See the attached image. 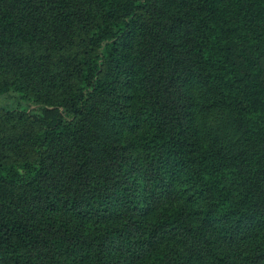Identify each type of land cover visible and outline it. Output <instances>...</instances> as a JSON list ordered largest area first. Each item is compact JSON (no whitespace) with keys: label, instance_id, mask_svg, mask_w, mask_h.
<instances>
[{"label":"trees","instance_id":"trees-1","mask_svg":"<svg viewBox=\"0 0 264 264\" xmlns=\"http://www.w3.org/2000/svg\"><path fill=\"white\" fill-rule=\"evenodd\" d=\"M0 264H264V0H0Z\"/></svg>","mask_w":264,"mask_h":264},{"label":"rangeland","instance_id":"rangeland-1","mask_svg":"<svg viewBox=\"0 0 264 264\" xmlns=\"http://www.w3.org/2000/svg\"><path fill=\"white\" fill-rule=\"evenodd\" d=\"M2 103V100H0V104Z\"/></svg>","mask_w":264,"mask_h":264}]
</instances>
